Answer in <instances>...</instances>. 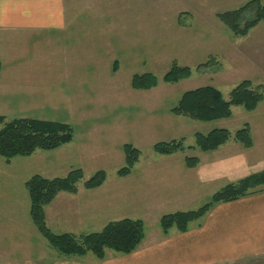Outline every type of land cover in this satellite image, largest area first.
Masks as SVG:
<instances>
[{
	"label": "rangeland",
	"instance_id": "1",
	"mask_svg": "<svg viewBox=\"0 0 264 264\" xmlns=\"http://www.w3.org/2000/svg\"><path fill=\"white\" fill-rule=\"evenodd\" d=\"M140 1H144L145 5L141 6ZM146 1L149 6L153 5L152 14L143 10V7L146 8ZM250 1L253 0H133V5L124 9L127 14L117 21V26L135 25L134 34L141 37L143 34L138 31V20L152 15L155 24L154 57L151 56L153 51L150 49L149 54L138 41L135 51L125 47L122 40L115 42L118 35L115 37L113 32L104 34V25H101L103 20L98 29L101 30L100 35L90 39L89 57L77 55L76 48L69 50V41L65 37L51 45L43 42L40 51L35 52L32 48L27 50L25 59L28 62L23 66L24 73L20 75L27 76L36 86L25 93L26 97L14 98L10 105L0 104V115L5 117V122L19 117L64 122L71 126L73 139L55 150H36L28 158L14 157L9 160V166L0 156V164H5V171L7 169L8 173L16 175V179L12 177L8 183L10 178L5 177L3 170H0V225L5 221L16 226L8 230L9 233L3 236L4 241L0 242V245H6L5 248H0V263L7 260H17L20 264H38L41 260L44 264L51 262L46 257L37 256L41 251L46 252L51 259L65 257L48 245L29 217V197L24 182L33 174H40L39 168L41 171L44 169L42 175L51 173L47 176L51 178L63 177L72 169H81L84 178L77 184V189L84 194L79 199L102 190H85L83 182L87 178L98 170H103L106 174L103 184L106 188L100 194L104 193L107 199L109 197V205L105 203L100 208V203L95 202L97 207H94L92 213H88L85 223L75 226L76 228L62 224L63 221L53 225L47 215L46 224L52 232L80 234L100 231L110 221L123 218L141 219L144 233L161 229L159 220L166 213L165 210H149L143 203L144 199L138 198L137 193L134 197L126 194L131 189V177L121 181L117 176L118 169L124 166L123 145L129 143L140 151L137 165L140 169L135 172L137 175L146 163L162 159L153 149L155 143L182 139L188 150L187 147L195 144L196 132L206 134L219 127L226 128L233 134L244 123H253V113L240 106L232 107L230 118L210 122L183 115L176 116L170 112L183 92L200 86H213L224 98H228L239 75L238 70L227 74L230 64L228 55L230 59H235L233 56L238 52L236 44L244 40L247 34H264V23H257L244 36H236L219 20L217 14L240 9ZM255 1L264 5V0ZM251 10L248 8L242 12L238 20L240 25L249 19ZM94 27L97 29V25ZM105 38L111 40L105 41L108 48L103 46ZM81 42L76 40V47ZM182 44L188 45V49L197 48V54L182 56ZM161 47L165 54L158 56L160 52L157 49ZM79 52L82 53L81 49ZM130 56H135L138 62H129ZM174 64L189 67L192 70L190 77L176 83L163 82L162 77ZM143 73L153 74L158 80L157 86L148 91L133 90L132 77ZM188 155L193 156L194 152L188 151ZM251 158L258 169L263 167L264 147L259 146ZM48 167H52L54 171L50 172ZM209 198L201 202L195 201L189 207L191 210L197 209ZM64 203L72 202L58 200L57 205L65 210L68 205ZM79 203L82 206L89 204L84 201ZM46 209L47 207L45 211ZM54 220L52 216V221ZM73 220L76 221L74 217ZM72 224L76 225V222ZM12 241L29 242L32 248H8ZM106 253L117 254L110 250ZM84 258L95 257L89 252ZM24 259L28 262L23 263ZM241 264H264V259H251Z\"/></svg>",
	"mask_w": 264,
	"mask_h": 264
},
{
	"label": "crops",
	"instance_id": "2",
	"mask_svg": "<svg viewBox=\"0 0 264 264\" xmlns=\"http://www.w3.org/2000/svg\"><path fill=\"white\" fill-rule=\"evenodd\" d=\"M132 1L0 0V99H2L0 104L10 105L12 99L26 97L25 93L35 88L36 84L33 81L20 74L24 73L23 66L28 62L25 59L27 50L32 48L35 52L40 51L43 42L51 45L52 42L65 37L69 41L67 46L69 50L76 48L77 55L83 54L89 57L91 56L90 39L100 35L101 30L98 29L104 25V34L113 32L115 37L116 34L118 35L115 42L122 40L125 42V47L135 51L136 41H138L149 54L151 49L153 51L151 56L154 57L156 48L153 27L155 24L154 18H151L152 15L138 20V31L143 34L141 37L134 34L135 25L117 26V21L127 14L124 9H129L133 5ZM140 2H142L141 6L145 5L144 1ZM147 3L146 1V8L143 7V10H146L147 14H152L153 5L149 6ZM105 17L109 19H102ZM101 20L103 23L100 25ZM185 38L187 41L186 36ZM243 39V42L236 44L238 46L235 45L239 52L233 56L235 59H230L228 55L230 64L227 74L230 75L238 70L237 83L250 80L253 85L264 84V34L249 33ZM76 40L82 41L79 47H76ZM106 40H111L104 39L103 46L108 48ZM187 46L182 44V56L197 54V48L188 49ZM80 49L82 53L79 52ZM157 50L160 52L158 56L165 54L164 48ZM115 60L118 61V59ZM129 62L137 63L138 61L135 60V56H132ZM249 112L253 113V123H250L251 125L248 123L253 140L251 147L246 148L233 139L210 151H200L190 146L188 150L184 149L166 155L158 154L162 157L161 160L146 163L142 171L136 175L135 172L140 169L137 166L139 161H137L128 175L119 176L121 181L131 177V189L126 194L134 197L137 193L138 198L144 201L137 200H142L149 210L163 209L165 214L186 211L191 210L189 206H193L195 201L201 202L209 198L227 183L263 170L264 165L259 169L253 165L255 163L251 156L255 155L259 146L264 147V99ZM188 151L194 152L193 156L198 158V162L193 167L186 165L185 158L189 157ZM6 164L9 166L10 162L7 161ZM51 168L47 169L53 172ZM0 170H3L2 174L5 177L10 178L8 183L11 182L12 177L16 179L14 173H8L7 169L5 171V164H0ZM39 171L40 174H36L51 178L47 177L51 173L42 175L40 168ZM104 182L94 189L84 188L89 191L102 189L94 191V194L86 195V198L79 199V196L84 193L78 190L76 193H58L52 202L44 207L45 220L48 215L53 225L61 224V221H63L62 224L66 223L72 228L82 225L88 213H92L94 207H97L98 204L95 202L100 203L98 206L100 208L104 207L105 203L109 205V197L107 199L104 193L100 194L106 188L103 186ZM58 200L72 202L64 203L68 205L69 210H63L62 206L59 207ZM79 201L89 204L82 206ZM46 207L48 211L47 209L45 211ZM52 216H54V221H52ZM74 222L76 225L72 224ZM12 227L16 226L2 221L0 242L4 241L3 236L9 233L8 230ZM31 245L29 242L12 241L8 248L29 250L27 247L32 248ZM5 247L6 245H0V248ZM117 254L107 255L106 253L103 258L86 259L81 256L51 259L47 257L46 252L41 251L37 256L46 257L51 261L46 264H241L251 259H264V186L239 199L215 204L202 219L190 223L186 231L171 228L167 233H163L159 228L154 229L149 233H144L143 239L134 251L128 254ZM41 261L37 263L44 264ZM26 262L28 260L24 259L23 263ZM0 264L20 263L17 260H12V262L7 260Z\"/></svg>",
	"mask_w": 264,
	"mask_h": 264
},
{
	"label": "trees",
	"instance_id": "3",
	"mask_svg": "<svg viewBox=\"0 0 264 264\" xmlns=\"http://www.w3.org/2000/svg\"><path fill=\"white\" fill-rule=\"evenodd\" d=\"M253 1L240 9L221 12L217 14V17L234 35L244 36L257 23H264V5ZM248 8L252 9V13L249 19L240 25L238 20L242 12ZM191 73L192 70L189 67L174 64L164 74L162 81L176 83L190 77ZM157 84V78L151 73L134 75L131 79V87L134 90H148L156 87ZM263 99L264 84L253 85L250 80L237 83L229 91L227 99L217 88L206 85L183 92L170 112L176 116L183 115L194 120L210 122L230 118L234 106L252 111ZM4 120L5 117L0 115V124H2L0 156L6 161L18 156H29L36 150L51 151L73 139L71 126L64 122L26 117L14 118L7 122ZM194 137L195 144L192 147L200 151L214 150L230 139L246 148L253 144L248 123L243 124L233 134L226 128H214L206 134L196 132ZM153 149L157 154L166 155L183 151L186 147L183 145V140L179 139L155 143ZM123 151L124 166L118 169V176L128 175L140 156V151L129 143L123 145ZM185 161L188 167H193L198 162V158L189 156L185 158ZM83 178V171L76 168L63 177L46 178L35 174L25 182L30 202V219L38 233L52 249L65 257H81L90 252L96 258H103L108 250L121 254L134 251L144 237V223L141 219L123 218L110 221L100 231L80 234L71 232L58 234L52 232L47 226L44 207L50 204L60 192L76 193L77 184ZM105 179V172L98 170L83 182V187L97 188ZM263 186L264 169L235 182L227 183L197 209L164 214L160 217L159 226L163 233H167L171 228L186 231L190 223L202 219L215 204L239 199L260 190Z\"/></svg>",
	"mask_w": 264,
	"mask_h": 264
}]
</instances>
